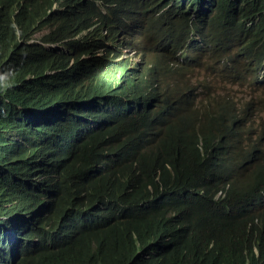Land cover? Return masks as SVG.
<instances>
[{
	"label": "trees",
	"instance_id": "1",
	"mask_svg": "<svg viewBox=\"0 0 264 264\" xmlns=\"http://www.w3.org/2000/svg\"><path fill=\"white\" fill-rule=\"evenodd\" d=\"M86 1L0 0V264H264V0Z\"/></svg>",
	"mask_w": 264,
	"mask_h": 264
},
{
	"label": "clouds",
	"instance_id": "2",
	"mask_svg": "<svg viewBox=\"0 0 264 264\" xmlns=\"http://www.w3.org/2000/svg\"><path fill=\"white\" fill-rule=\"evenodd\" d=\"M86 1V0H85ZM93 4H94V0H87L86 2H85V5L87 6H89V8L91 9L92 7H93ZM129 5V3L128 2H126L125 3V6L124 7H126L127 8V6ZM134 10H135V13L137 14V16H139V17H141V16H143L145 13H146V11H147V9H142L141 7H140V5H138V4H136V5H134ZM85 17H89V12L86 10V12L84 13V15H82L81 16V18L82 19H84ZM91 21H93L92 20V18H91V16H90V20H89V23H88V25H87V29L88 30H94V27H92L93 26V23H94V21H93V23L91 22ZM102 28H103V31H104V38L103 39H101V31H102ZM201 29H204L205 30V23L203 22L202 23V28ZM49 31V27L48 26H46L41 32H37L36 34H35V36L36 35H41L42 33L44 34V33H47ZM86 33H87V31H84L83 32V29L81 28V30H80V32H79V35H78V37L82 40V39H85V36H86ZM91 33H93V32H91ZM205 34H206V30H205ZM94 38H92V40H94V42L95 41H99V43H98V49H96V55L98 56L99 55V49H101V46L102 45H104V46H106V47H104V51L102 52H100V55H102L103 57H105V55H106V53H109V49H110V45H111V43H108V41H109V39H111V32H110V30L108 29V28H106L105 26L103 27V26H100V30L99 31H96V33H95V35L93 36ZM100 38V39H99ZM36 40H38L39 39V37H36L35 38ZM53 44H56L57 45V43L55 42V43H52V45ZM48 45V44H47ZM141 46H143V45H140V46H133V47H125V48H123V53H124V55L125 56H129V55H131V54H134ZM107 47H108V49H107ZM89 54H92V52L90 51V53ZM89 54L87 55L88 56V58H89ZM94 55V54H93ZM96 55H94V56H96ZM84 56H82V58H83ZM262 77H264V67H263V69H262V73H261V79H262ZM220 81H225L224 79H222V78H220ZM234 85H236V86H239V85H237V84H234ZM233 85V86H234Z\"/></svg>",
	"mask_w": 264,
	"mask_h": 264
},
{
	"label": "rangeland",
	"instance_id": "3",
	"mask_svg": "<svg viewBox=\"0 0 264 264\" xmlns=\"http://www.w3.org/2000/svg\"><path fill=\"white\" fill-rule=\"evenodd\" d=\"M103 38H104V31H103V28H102V31H101V39H103ZM101 51L102 50H100V52ZM212 83H214V81H212ZM228 86L232 87L233 93L236 94L237 96L238 95L241 96L245 92V88H242V87H239V86H236V85L233 86L230 83H228Z\"/></svg>",
	"mask_w": 264,
	"mask_h": 264
},
{
	"label": "bare ground",
	"instance_id": "4",
	"mask_svg": "<svg viewBox=\"0 0 264 264\" xmlns=\"http://www.w3.org/2000/svg\"><path fill=\"white\" fill-rule=\"evenodd\" d=\"M200 1H202V3H205V2H208V1H212V0H208V1H206V0H200ZM213 2H215V1H213ZM99 39H100V38H99ZM108 43L113 44V42H112L111 39H109ZM100 50H102V52H103V51H104V48L99 49V54H100ZM247 90H248V92H249V94H250V90H249V89H247ZM260 108H261V107L258 106V109H260ZM257 119H259V118H257ZM258 135H259V134H258Z\"/></svg>",
	"mask_w": 264,
	"mask_h": 264
}]
</instances>
